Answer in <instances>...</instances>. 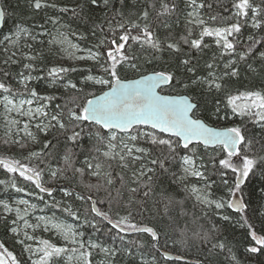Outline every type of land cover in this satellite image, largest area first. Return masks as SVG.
I'll return each instance as SVG.
<instances>
[{"label":"snow or ice","instance_id":"1","mask_svg":"<svg viewBox=\"0 0 264 264\" xmlns=\"http://www.w3.org/2000/svg\"><path fill=\"white\" fill-rule=\"evenodd\" d=\"M97 2L91 0L94 6ZM124 2L121 0L122 4ZM104 4L107 6L108 0H104ZM31 6L35 11L56 7L47 0H31ZM185 7L190 10L186 13L184 34L179 38L171 33L163 40L158 36L154 21L177 11L174 2L160 0L158 8L155 2H150L134 14L135 18L121 19L115 25L109 21L107 30L99 26L105 36L91 47H81L79 41L86 39L83 34L62 30L67 25L56 18H50L53 30L43 25L39 30H34L35 26L30 30L16 24L15 31L9 30L11 35L0 39L5 65L23 61L22 70L14 77L5 70L4 79L0 80V106L7 128L5 135L9 138L5 143L21 149L30 144H42L39 150H28L24 157L27 162L0 158V169L8 177L0 180V185L32 196L43 204L38 208L37 204L20 199L13 209L9 203L0 201L3 216L15 214L12 224L18 226L9 230L22 249L18 258L0 243V264H92V253L97 248L113 258L117 255L118 250L85 242L84 233L78 230L79 209L74 210L71 204L64 202L65 198L73 196V191L58 183L61 180H70L77 187L87 189L89 201L94 194L104 193L97 202L107 203L108 211L100 210L97 202L87 211L108 221L120 240L131 233L147 234L152 247L156 248L162 232L166 235L168 230H178L184 236L189 230L188 223L180 228L171 211L180 206V215L187 216L184 204L192 200L193 207L202 213L192 214V226L213 209V214L231 209L239 214V227L246 229L244 252L264 254V220L259 228L250 220L249 204L244 199V187L253 178L259 179L264 187V133L260 138L247 135L249 124L264 130V89L227 87L229 80L239 76L240 62L246 63L255 54V45L264 44L250 36L252 42L246 48H237L243 25L251 21L252 28L262 27L264 0L259 4L253 0H233L231 7L235 11L223 18L216 15L204 18L201 9L211 8L207 0H185ZM72 11L75 14V10ZM118 15L123 17L122 12ZM5 17L6 10H0V20L6 24ZM233 17L235 21L229 23ZM92 31L95 34V27ZM205 38H211L210 42ZM29 40L41 45L46 43L49 51L58 52L69 60L91 61L101 74L85 75L78 83L65 79L68 73L76 72L77 67L53 66L43 74L44 69L35 63L43 54H32L33 44L28 43ZM211 43L215 44L219 56L205 61L202 71L187 53L176 57L175 69L167 65L160 69L145 67L158 59L154 53L178 54L183 52L182 45L189 50L203 51ZM25 47L28 52L23 51ZM145 52L149 54L143 55ZM260 57L264 59V52ZM127 72H134L139 78L129 80L123 75ZM42 79L49 84L63 82L60 96L42 94L31 86L34 80ZM92 88L96 91L89 90ZM165 89L181 91L173 93ZM208 95L214 97L211 109L199 98ZM54 100L57 102L52 106ZM53 131L57 135L48 139ZM39 133L44 134L43 139L39 138ZM85 136L92 142L86 149L82 144ZM61 137L64 151L54 152ZM77 148L89 154L78 160ZM169 175L175 188L161 190L159 200L154 201L155 216L160 218L157 224L135 222L130 210L126 215L117 211L113 220L110 213L114 206L131 209L133 204L140 203L143 211V205L155 195L157 180ZM211 176L219 177V181ZM193 180L199 186L192 183ZM20 181L33 190L29 191ZM217 187L221 190L219 198L215 197ZM142 190L144 199L140 201L137 194ZM177 190L183 193V199H176ZM57 191L63 193L60 200L54 195ZM75 199L83 201L85 196L77 194ZM53 208L62 216L53 213L33 217L34 212L45 213V209ZM29 217L35 222L30 223ZM220 219L230 221L231 217L221 214ZM18 222H23L22 228ZM85 223L90 222L85 220ZM38 230L48 233V238H37ZM21 231L23 238H19ZM216 231L215 224L207 230L199 225L193 235L209 242ZM225 251L233 264H240L239 257L224 242L217 241L209 248L210 254Z\"/></svg>","mask_w":264,"mask_h":264},{"label":"trees","instance_id":"2","mask_svg":"<svg viewBox=\"0 0 264 264\" xmlns=\"http://www.w3.org/2000/svg\"><path fill=\"white\" fill-rule=\"evenodd\" d=\"M49 4H55L56 7H47L42 8L39 11H35L31 6V0H0V4L3 10H6V24L3 21L2 28L0 29V39H3L5 34H10L9 30H14L16 24H22L25 27H28L30 30H39L40 26L43 25L44 28L53 30L54 26L51 23L50 18H56L61 24L67 25L65 31H76L86 38L79 41L81 47H91L94 44H98L100 39L104 38L105 32H102L99 26H103L105 30L108 29V22L111 21L113 25L121 19L135 18L134 14H138L143 10L146 5L150 2H155L156 7H159L160 0H125L122 4L121 0H108L107 6L104 4V0H98L97 5H92L91 0H47ZM177 5V11L170 16L161 17L160 20L154 21L153 26L156 28L157 34L160 39H164L168 36L169 33L172 36L179 38V36L184 34L185 31V20L184 16L186 15L187 9L185 7V0H170ZM254 3L259 4L260 0H253ZM233 0H207V4L211 5V8L205 7L201 9V12L205 19L209 15H216L220 18L229 17L235 9L231 7ZM60 9H67L68 11L62 12ZM75 10V14L73 11ZM151 12L152 10L149 9ZM119 12L123 13V17L118 15ZM152 16L155 17V13L152 12ZM115 17V19H113ZM264 21V16L260 18ZM235 18L233 17L228 22H234ZM218 23H221L222 20H218ZM167 24L168 27L164 25ZM95 27L96 31L93 34L92 29ZM108 35H111L108 33ZM240 39V44L237 45L238 50L246 48L248 44L252 41L249 40L251 36L254 40H261L264 42V23L260 29H254L251 27V21L248 24L242 26L241 33L238 34ZM47 39V38H45ZM75 40V38L73 37ZM207 42H210L211 38H205ZM28 43L33 44L32 54L36 52H42V56L39 57L35 63L38 67L44 69V73L48 68L53 66H65V67H77L76 72H70L67 74L65 79H70L75 83H78L85 75L88 74H101L98 73L97 69L93 66L91 61H72L67 58H64L62 54L58 52L49 51L47 44H36L31 40ZM183 52L178 54H170L168 51H162L159 53H154L158 57L152 65H145V67H155L157 69L163 68L166 65L170 66L172 69L176 67V57L184 56L187 53L193 58V63H198L201 66V71L203 70V64L205 61H211L214 56L218 57L219 52L214 43H211L209 48L203 49V51L198 50H189L186 45H182ZM23 51L28 52L29 49L26 47L23 48ZM254 55L250 56L247 62H240L238 65L239 76L232 80H229L227 87L235 89H252L259 90L264 89V59H261L260 53L264 52V44H257L253 48ZM139 54V50H138ZM149 53L145 52L143 55L147 56ZM4 54L0 51V80L4 79L3 71L7 70L14 77L17 72L22 70V63L5 65L3 63ZM227 57H225V60ZM222 66V65H221ZM251 66V67H249ZM128 79L138 76L134 72L123 73ZM63 82H57L56 84H49L47 80H34L32 82V87H35L39 92L45 95H51L54 97H59L63 88L61 84ZM96 91V89H89ZM166 92L181 91V90H169L165 89ZM99 93V92H98ZM97 93V94H98ZM201 102L209 109L212 108L214 103V97L211 95L199 97ZM57 101H53L52 106L55 105ZM4 120L1 113L0 107V158L3 157H12L17 160H24V157L28 155V150H39L42 147V144H30L28 148L21 149L18 146L13 147L11 144H6L5 140L9 139L4 134ZM264 133V130L258 126L252 124L248 125L247 135L250 137L260 138ZM39 138L43 139L44 134L39 133ZM55 131L48 134V139L56 136ZM91 141L88 140V137H83L82 144L86 149L91 146ZM64 143L63 138L61 137V142L56 146L54 152L63 153ZM77 152V159L83 160L85 155H88L87 151H82L80 148L75 149ZM35 163V161H34ZM52 164H55V161H52ZM79 166V165H78ZM71 175V173H69ZM231 178V177H230ZM8 177L3 173V170L0 169V180H7ZM211 179L219 181V177L211 176ZM22 186L28 187L29 191H32V186L24 185L23 181H20ZM56 183V182H53ZM58 183L63 184L64 187H67L70 191H73V196L65 198L64 202L66 204H71L73 209H79L81 213V220L79 221V231L84 233L83 239L85 242L91 241L102 247L109 249H115L117 255L113 258L101 252L99 248L93 250L92 253V264H233L232 261L228 258V253L225 251L223 254H218L216 252L209 253V248L212 243L217 241L224 242L227 247L232 248L233 253L237 255L240 259V264H259L256 261V256L248 258L244 252V243L245 241V230L238 228L235 223H229L223 221L219 218L214 217H204L203 219L197 222L196 226H192V214L200 215L195 209L192 208L191 203L188 201L184 204V209L187 211V216H181L180 206H176L172 211L171 215L175 216L179 222V227L183 228L185 223H188L189 230L184 235L181 236L178 230H168L165 235L163 232L160 235L159 242L157 243L156 248L152 247L151 238L147 234L131 233L124 236V240H120L119 236L116 233V230L111 227V224L108 221L101 219L95 214L87 211L90 209L91 204L97 202L98 199L104 196V193H98L93 195L92 200H87L88 191L83 187H77L70 180H61ZM195 183L199 184L197 181ZM175 188V185L172 183V177L164 176L160 177L157 180L155 195L149 198L146 203L142 205L140 203L133 204L131 209H117L115 206L112 209L110 215L113 220L116 218V213L119 211L120 215H126L130 210L134 221L137 223L155 225L159 221V217L155 216L157 206L154 204V201L159 200V193L163 189H168L171 191ZM176 199H183V193L177 190ZM245 193V202L249 204L247 209V214L250 220L257 225L259 228L261 220H264V187L261 186V181L259 179L253 178L250 180L247 185L244 187ZM77 194L84 195L85 200H77L75 196ZM221 190L219 187L215 189V197L219 198ZM57 200L62 199V192L54 193ZM18 199H27L31 203L37 204L38 208L43 207V204L40 203L32 196H27L24 193H16L11 188H5L4 185H0V201L7 202L13 209L17 207L16 201ZM137 199L143 201V190L137 194ZM96 206L102 211H108L107 203H96ZM21 207V205H20ZM229 211L234 218L239 219V214L234 212L231 209L225 208ZM14 213V212H13ZM9 214L8 216H3V209L0 207V243H3L5 247L11 251L18 258L21 257V245L15 243L17 237L10 232V228L14 227L15 224H12V220L15 219L14 214ZM41 214L40 212H35ZM46 214L56 213L61 215L62 213L57 212L56 209H45ZM155 217V218H154ZM85 220L90 223H85ZM69 222H71L69 218ZM167 223V220L164 221ZM7 224V227H6ZM95 225L93 228L91 225ZM213 224L217 226V231L212 233V239L209 242H206L200 238H197L193 235L195 230H199V225H203V229H211ZM161 227H163L161 225ZM237 231H241L240 234H237ZM121 235H124L121 233ZM48 233L40 232L39 238H48ZM19 238H22L21 236ZM31 243V242H28ZM36 245L33 244V247ZM162 252L169 253L173 258H165V255ZM26 257L27 254L25 253ZM249 256V255H248ZM264 261V259H263Z\"/></svg>","mask_w":264,"mask_h":264},{"label":"rangeland","instance_id":"3","mask_svg":"<svg viewBox=\"0 0 264 264\" xmlns=\"http://www.w3.org/2000/svg\"><path fill=\"white\" fill-rule=\"evenodd\" d=\"M185 18H186V15L184 16V20H185ZM13 31H15V29L13 30ZM5 35H11V33L10 34H5ZM1 107V113L3 114V108H2V106H0ZM6 131H7V128L5 127L4 128V133H6ZM5 135V134H4ZM21 135H23V134H21ZM6 136V135H5ZM7 137V136H6ZM192 183H195V180H193L192 181ZM197 186H199V184H197ZM18 200H20V199H18ZM188 203H191V205H192V208L193 209H195V211L197 212V213H200L199 212V210L197 209V208H194L193 207V204H194V201H192V200H189L188 201ZM21 207H23L22 205H21ZM215 212V209H213V211L212 212H209L208 213V217L210 216V217H214V216H216L215 218H219L220 219V215L222 214V215H228V216H230L231 217V220L230 221H226V222H229L230 224L231 223H235V225L234 226H236L237 228H238V230H240L241 228L239 227V223H238V218L236 219V218H234L232 215H231V213L229 212V211H227V210H225V209H223V210H221V213L220 214H213ZM14 214V213H13ZM42 214H46V213H41V214H37V213H33V217L34 216H36V215H42ZM47 215H49V216H51V214H47ZM200 215H202V213H200ZM14 216H15V214H14ZM29 219V222L30 223H34L35 222V220L32 218V217H29L28 218ZM222 220V219H221ZM224 221V220H223ZM18 224H19V226L22 228V224H23V222H18ZM18 225L17 224H15L14 225V227H17ZM79 230V229H78ZM243 230H245V229H243ZM30 232H31V230H29ZM40 232L41 231H37L36 232V236H37V238H39V236H40ZM241 232V231H240ZM240 232L239 231H237L236 233L237 234H240ZM246 234V230H245V232H244V235ZM20 236L23 238V232L21 231L20 232ZM245 237V236H244ZM243 243H244V245H243V247L245 246V244H246V240L244 241V239H243ZM254 256H256V258L254 257ZM247 257L248 258H252V257H254L257 261V263H259V264H264V261H263V259H264V254H257V255H247Z\"/></svg>","mask_w":264,"mask_h":264},{"label":"water","instance_id":"4","mask_svg":"<svg viewBox=\"0 0 264 264\" xmlns=\"http://www.w3.org/2000/svg\"><path fill=\"white\" fill-rule=\"evenodd\" d=\"M0 10H3L2 7H1V4H0ZM3 21H4V20H0V29L2 28ZM135 78H139V77L136 76V77H133V78H129V80H130V79H135ZM98 94H100V93H98ZM92 202H93V200H92ZM162 254H163V255H166L168 258H173V257H172L169 253H167V252H162Z\"/></svg>","mask_w":264,"mask_h":264}]
</instances>
